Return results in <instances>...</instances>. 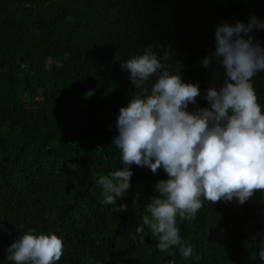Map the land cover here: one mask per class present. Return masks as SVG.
I'll return each mask as SVG.
<instances>
[{
    "label": "trees",
    "instance_id": "16d2710c",
    "mask_svg": "<svg viewBox=\"0 0 264 264\" xmlns=\"http://www.w3.org/2000/svg\"><path fill=\"white\" fill-rule=\"evenodd\" d=\"M253 15L264 19V0H0V262L35 228L62 237L57 264H261L252 238L264 234V202L205 201L179 222L194 248L186 259L158 251L147 228L136 235L162 169L132 165L118 213L97 183L121 167L111 141L132 91L122 60L152 46L203 95L223 80L215 62L199 63L214 52L216 25ZM253 35L264 44V31ZM253 83L264 106V73Z\"/></svg>",
    "mask_w": 264,
    "mask_h": 264
},
{
    "label": "clouds",
    "instance_id": "9594fccd",
    "mask_svg": "<svg viewBox=\"0 0 264 264\" xmlns=\"http://www.w3.org/2000/svg\"><path fill=\"white\" fill-rule=\"evenodd\" d=\"M264 31V19L216 25L214 52L200 65L223 69V80L202 95L198 83L182 80L168 54L152 46L122 60L132 86L126 106L115 120L117 135L111 145L119 150L121 167L100 175L102 205L112 213L127 211L117 204L131 187L132 165L147 167L165 179L154 185L136 235L145 228L156 238L160 252L191 258L194 248L180 235V221H194L205 201L243 205L259 192L264 197V106L258 103L254 78L264 73V44L254 39ZM206 102L200 106L197 98ZM179 218V219H178ZM0 230L8 231L0 225ZM252 243L264 264V234ZM63 239L52 231L29 228L6 249L11 264H57L63 255ZM2 264V262H0Z\"/></svg>",
    "mask_w": 264,
    "mask_h": 264
},
{
    "label": "rangeland",
    "instance_id": "374dc122",
    "mask_svg": "<svg viewBox=\"0 0 264 264\" xmlns=\"http://www.w3.org/2000/svg\"><path fill=\"white\" fill-rule=\"evenodd\" d=\"M251 202H259L262 203L264 202V197H262L259 192H257L256 195H254L252 198L249 199Z\"/></svg>",
    "mask_w": 264,
    "mask_h": 264
}]
</instances>
